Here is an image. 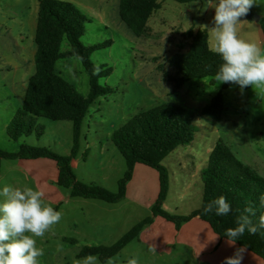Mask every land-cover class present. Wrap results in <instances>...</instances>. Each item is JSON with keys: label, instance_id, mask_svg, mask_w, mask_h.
<instances>
[{"label": "rangeland", "instance_id": "374dc122", "mask_svg": "<svg viewBox=\"0 0 264 264\" xmlns=\"http://www.w3.org/2000/svg\"><path fill=\"white\" fill-rule=\"evenodd\" d=\"M75 5L85 17V46L111 44L93 52L91 61L102 69H111L99 79L101 86L113 92L99 97L90 107L82 124L78 180L97 184L117 193L119 180L127 170L125 159L112 141L113 132L141 109L172 103L195 113L194 141L174 150L163 162L169 172V192L163 209L175 216H187L202 203V170L217 142L226 143L239 160L264 176V85L247 90L235 86L222 89V83L208 79L192 80L181 87L169 79L174 75L169 59L188 49L186 32L213 27L215 10L206 0L178 3L159 0L161 8L148 22L147 32L138 37L122 22L119 0H62ZM39 0H0V149L18 152L23 143L48 147L63 155L71 153L73 124L38 118L36 126L43 136L11 139L6 131L21 108L30 77L35 72V43ZM251 18L238 28V37L264 50V0H255ZM208 31V30H207ZM210 47L214 40L209 34ZM69 49L65 41L62 50ZM61 75L87 96L89 76L78 58L57 63ZM168 73V74H166ZM219 92L225 98L220 121L201 114L202 108ZM76 166V161L74 160ZM58 167L50 160H2L0 190L6 185L31 187L44 193L43 204L62 213L43 237H35L44 255L38 264H83L78 255L84 246H111L134 225L153 217L151 206L158 192V172L136 166L126 197L118 203L71 197V190L57 184ZM2 199V198H0ZM149 202H151L149 204ZM155 218H153L154 221ZM153 222L119 254L106 263L197 264L186 247L164 249L171 243L166 229ZM149 231L155 232L147 236ZM155 247V251L149 249ZM97 257V256H96Z\"/></svg>", "mask_w": 264, "mask_h": 264}, {"label": "trees", "instance_id": "16d2710c", "mask_svg": "<svg viewBox=\"0 0 264 264\" xmlns=\"http://www.w3.org/2000/svg\"><path fill=\"white\" fill-rule=\"evenodd\" d=\"M178 3H191L199 0H174ZM161 8L159 0H119V16L122 22L141 37L148 30V22L155 11ZM251 18L250 11L246 15ZM87 17L72 3L62 0H39V12L35 43V72L30 77L24 101L7 127V134L13 140L23 136L41 137L44 131L36 126L38 118L51 121H69L73 124V146L70 155H63L48 147L23 143L18 152L9 153L0 149V176L2 160H38L48 159L57 164V184L70 189L71 197L97 199L107 203H118L127 194L136 166L142 165L156 170L159 175V193L151 211L153 217H147L134 225L111 246H84L79 258L94 255L106 263L119 254L130 242L138 238L145 227L152 224L153 218L161 217L175 224L177 230L192 220L199 218L206 222L221 238L226 229L237 226L236 220L244 209L252 207L258 222L264 213L261 196H264V176L238 159L230 147L223 141L217 142L212 149L207 166L202 170L203 195L201 206L187 216L171 215L163 209L169 192V172L163 165L164 160L178 147L191 144L195 139L193 128L195 113L182 106L164 103L151 108L141 109L124 125L112 134L115 147L127 164L124 177L119 180L118 192L113 193L97 184H86L78 180L72 166V160L80 151L82 124L90 107L99 97L113 92L110 86H101L99 79L108 75L111 69H102L91 61L94 51L105 48L111 43L85 46L81 42L85 34ZM264 34V25H262ZM186 34L191 39L188 49L174 54L168 61L174 75H168L178 87L188 81L210 78L216 83L215 73L223 63L221 57L211 51L209 32L191 27ZM67 41L69 49L62 50ZM78 58L88 76L90 91L87 96L81 94L74 84L67 81L57 68L62 59ZM168 74V73H166ZM235 86L247 90L252 86L240 88L234 83H222V89ZM225 110V98L217 93L205 105L201 114L220 121ZM219 196L226 197L231 211L224 216L215 215V211L205 214L204 206ZM236 244L264 260V230L255 235L247 231L238 238Z\"/></svg>", "mask_w": 264, "mask_h": 264}, {"label": "clouds", "instance_id": "9594fccd", "mask_svg": "<svg viewBox=\"0 0 264 264\" xmlns=\"http://www.w3.org/2000/svg\"><path fill=\"white\" fill-rule=\"evenodd\" d=\"M255 0H206L207 7L215 10L213 27L206 28L214 40L211 51L218 54L223 63L215 73L219 83H234L241 89L247 86L264 85V50L255 43L238 37V28L246 21L241 20L253 6ZM44 193L31 187L6 185L0 190V264H38L44 251L36 246L35 237H43L54 224L59 223L62 213L43 204ZM264 206V196H261ZM215 211V215L230 213L231 205L226 197L219 196L204 206V213ZM237 220V226L226 229V243L234 246L245 231L255 235L264 230V213L258 222L252 217L256 212L252 207L244 209ZM217 236L215 239H218ZM155 251V247L149 249ZM247 249L236 248L225 257L222 264H242ZM98 257L89 255L83 264H97ZM128 264H137L135 258Z\"/></svg>", "mask_w": 264, "mask_h": 264}, {"label": "crops", "instance_id": "0c3cea01", "mask_svg": "<svg viewBox=\"0 0 264 264\" xmlns=\"http://www.w3.org/2000/svg\"><path fill=\"white\" fill-rule=\"evenodd\" d=\"M205 79H208L209 82L211 83L210 78H204L200 80H205ZM216 83L218 82L216 81ZM6 131H7V127H6ZM67 155H70V153H67ZM38 160H43V159H38ZM74 160L76 161V166L74 165ZM23 161H29V160H23ZM78 164L79 161L78 158L76 157L75 159L72 160V166L74 170L77 168ZM158 193H159V175H158L157 196ZM153 202L155 203V201ZM150 203L151 202H149V204ZM153 204H150L151 208ZM153 222L159 223L162 229H166V234L169 236L171 243L167 245L170 246H164V249L167 250L169 248L175 249L177 245L184 246L186 247V250L189 251V253L192 255L194 261L195 262L197 261V264H222L225 257L231 256L234 253L235 249L239 248V246L236 243L234 246H229L226 243V240L221 239L220 237L218 239H215L218 235L211 229V227L206 222L200 220L199 218H193L192 220L184 223L179 230H177L175 224L168 222L161 217H155ZM154 233L155 232L149 231L148 233H146V235L152 236L154 235ZM242 264H264V260L247 250L244 255Z\"/></svg>", "mask_w": 264, "mask_h": 264}]
</instances>
